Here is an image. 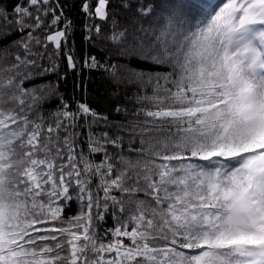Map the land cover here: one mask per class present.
<instances>
[{"label":"snow or ice","instance_id":"1","mask_svg":"<svg viewBox=\"0 0 264 264\" xmlns=\"http://www.w3.org/2000/svg\"><path fill=\"white\" fill-rule=\"evenodd\" d=\"M0 264H264V0L0 4Z\"/></svg>","mask_w":264,"mask_h":264},{"label":"trees","instance_id":"2","mask_svg":"<svg viewBox=\"0 0 264 264\" xmlns=\"http://www.w3.org/2000/svg\"><path fill=\"white\" fill-rule=\"evenodd\" d=\"M2 6L7 7L9 10L15 6L16 0H0ZM68 11L72 12L73 17L76 15V9L69 8ZM79 24V21L77 22ZM82 37L79 33L76 35V48L79 49L81 46ZM84 54H88V45L85 43L83 47ZM94 55L98 58L103 57L107 59L111 53L108 50V46L104 44H96L95 48L92 49ZM86 85V90H77L75 92L76 99H80L81 95L87 99V101L96 107L99 111L111 112V99L110 91L111 86L106 81L105 77L100 72H87L85 71L81 77ZM55 80V77L52 78ZM62 89H66L68 95H73V80L70 76L69 81L66 84L61 85ZM78 209L74 208L72 212L67 213L68 216L76 215Z\"/></svg>","mask_w":264,"mask_h":264}]
</instances>
